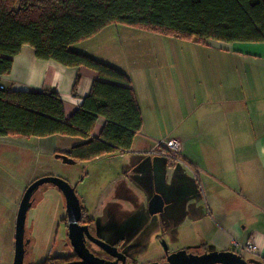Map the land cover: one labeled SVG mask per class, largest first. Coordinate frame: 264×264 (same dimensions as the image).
<instances>
[{
    "label": "crops",
    "instance_id": "crops-1",
    "mask_svg": "<svg viewBox=\"0 0 264 264\" xmlns=\"http://www.w3.org/2000/svg\"><path fill=\"white\" fill-rule=\"evenodd\" d=\"M123 29L107 25L71 46L126 73L142 118L128 149L88 160L102 161L104 170L115 165L114 172L102 179L105 183L90 216L98 220L97 216L105 214L109 221L103 226H112L117 232L125 228L122 226L132 210L147 214V201L156 192L163 199L162 210L155 212L164 216L157 228L160 234L181 230L191 246L199 245L204 251L211 250L208 246L230 249L251 264H264V41L209 39L203 43L236 48L233 58L249 66L250 78H260L258 81H243L245 71L233 67L231 55L218 53L222 59L229 57L228 69L236 71L235 76L218 61L208 68L181 72L177 85L171 72L160 67L128 71L125 66L129 62L122 60L119 50L120 43L126 42L121 36ZM253 60L263 61V66L258 63L252 70ZM76 75L79 80L73 88ZM95 78L97 73L84 65L64 66L38 58L24 43L12 56L9 72L0 75V84L29 91L54 90L68 117ZM103 122L98 116L88 137H97ZM165 138L180 142L174 159L152 153L154 143ZM27 139L39 154L53 155L55 151L68 152L88 138L50 134ZM86 174H91L90 170ZM124 212L128 216L119 217ZM114 228L106 234L112 235ZM134 230L126 229V234L132 235ZM248 240L252 251L244 249ZM181 241L184 243L185 237ZM12 256L6 245L0 264H12Z\"/></svg>",
    "mask_w": 264,
    "mask_h": 264
},
{
    "label": "trees",
    "instance_id": "trees-1",
    "mask_svg": "<svg viewBox=\"0 0 264 264\" xmlns=\"http://www.w3.org/2000/svg\"><path fill=\"white\" fill-rule=\"evenodd\" d=\"M112 23L201 43L264 41V0H0V75L9 72L12 56L24 43L38 58L84 65L97 73L68 117L54 90L0 87V135L88 138L70 147L68 155L76 161L128 149L142 125L129 77L71 47ZM98 116L104 119L99 134L88 137ZM68 259L47 257L38 264Z\"/></svg>",
    "mask_w": 264,
    "mask_h": 264
},
{
    "label": "rangeland",
    "instance_id": "rangeland-1",
    "mask_svg": "<svg viewBox=\"0 0 264 264\" xmlns=\"http://www.w3.org/2000/svg\"><path fill=\"white\" fill-rule=\"evenodd\" d=\"M111 25H119L124 28L121 36L126 42L120 43L119 50L122 52V60L129 62L125 66L128 71L134 72L138 69H157L160 67L161 70H166V73L171 72L170 76L173 82L178 85V76L184 71L208 68L210 65H216L218 61H220L222 67L231 68V65L227 64L229 57L226 56L223 59L217 57V54L220 53L221 56L230 54L233 67L235 69L240 67L239 70L245 71L243 81L244 78L250 82L260 79L250 78L249 66L245 65L243 61L239 62L238 59L233 58V54L237 55L236 53H238V50L233 46L216 48V45H205L194 38H179L121 23L109 24L108 28ZM164 52L167 53V59L165 60ZM224 62L226 65H224ZM258 63L263 66V61L256 62V60H253L252 70H255ZM229 71L234 76L237 74L236 71ZM236 80L239 81L238 77ZM27 138L29 137L0 135V257L6 245H8L9 250L11 249L13 255L15 214L20 196L27 182L44 175H54L67 180L74 187L78 198L81 200L84 206L83 211L86 210V213L90 216V212L96 207L95 204L99 200L98 193L105 183L102 182V179L114 172L115 169L114 165L111 169L104 170L102 161L87 163L88 160H73L68 155L69 151L54 152V154L57 152L66 153L71 158L69 163L60 157H55L54 154H39L31 144L33 141L30 142ZM32 140L37 141L36 139ZM169 157L174 159L176 156ZM88 170L91 174H86ZM32 200L24 220V237L28 240V243L25 245L27 250L23 255L22 264L37 263L47 257L73 252V248L66 240L64 232L65 200L62 193L53 184L43 183L33 192ZM132 205H134V202L129 204L130 207ZM118 206L121 205L118 204ZM124 208H126V204L122 209ZM126 214L124 212L119 217L126 218L128 216ZM97 217L99 218L95 220L96 224L90 228L91 233L97 236H107L106 230L112 232L113 229L110 230L109 228L114 227L103 226L109 221L105 218L107 217L105 214ZM163 222L164 216L160 212L149 214L147 210L146 214L145 211L132 210L131 216L126 224L122 226L125 228L118 229L115 233V235H118L121 232L122 235L117 241L123 249L127 250L128 259L131 262L144 264L146 261H152L162 254L163 245L170 252L179 249H185L193 253L202 252L201 246L188 244L189 242L186 240L188 237L182 235L181 230H176L173 235L160 234L157 228H159L158 224L160 226ZM136 224L142 226L135 228ZM133 228L135 229L134 234L123 235L126 234V229L130 231ZM115 231L116 228H114ZM183 237H185L184 243L181 241ZM106 238L107 242L115 240L109 236ZM149 241H152V244ZM208 247L213 249L210 246ZM244 258L247 260L246 257Z\"/></svg>",
    "mask_w": 264,
    "mask_h": 264
},
{
    "label": "water",
    "instance_id": "water-1",
    "mask_svg": "<svg viewBox=\"0 0 264 264\" xmlns=\"http://www.w3.org/2000/svg\"><path fill=\"white\" fill-rule=\"evenodd\" d=\"M55 157L71 162V158L66 153H55ZM43 182H51L63 194L65 199V214L67 218V237L73 247L77 259L65 262L64 264H131L124 263L125 256L122 252L116 250V247L109 242L93 237L87 230L86 226L78 223L81 214L79 198L74 187L65 179L57 176H40L31 181L25 188L19 203L14 223V246L12 264H22L23 255L27 249L25 245L28 240L24 239V220L27 209L30 206V196L32 191ZM163 199L159 193L153 192L147 201V210L149 214L161 211ZM79 228H84V234L91 240L96 241L102 248L108 251L114 259H104L93 254L85 246L82 233ZM165 249V247H164ZM166 250V249H165ZM120 254V256L118 255ZM119 260V262H118ZM251 264L241 254L233 250H216L211 249L201 253L188 252L185 249H179L169 252L165 255L164 261H150L144 264Z\"/></svg>",
    "mask_w": 264,
    "mask_h": 264
},
{
    "label": "flooded vegetation",
    "instance_id": "flooded-vegetation-1",
    "mask_svg": "<svg viewBox=\"0 0 264 264\" xmlns=\"http://www.w3.org/2000/svg\"><path fill=\"white\" fill-rule=\"evenodd\" d=\"M67 163H69V162H67ZM44 176H47V175H44ZM48 176H54V175H48ZM58 177V176H57ZM30 182H28L27 184H26V186L23 188V191H22V194H23V192H24V190H25V188L27 187V185L29 184ZM43 183H50V184H52L51 182H43ZM43 183H41V184H43ZM41 184H39L38 186H40ZM54 185V184H53ZM38 186L32 191V193H31V196H30V203H32V194H33V192L38 188ZM55 186V185H54ZM57 188V187H56ZM58 189V188H57ZM59 190V189H58ZM60 191V190H59ZM61 192V191H60ZM22 194H21V196H22ZM63 195V194H62ZM21 196H20V198H21ZM64 197V196H63ZM65 200V199H64ZM19 203V202H18ZM79 204H80V207H82V210H81V214H80V217H79V221H78V223L81 225V227L83 226V225H85L86 226V228H87V230H88V232L93 236V237H96V238H99V239H102V240H105V241H107V238L106 237H113V239H115L114 241H112V242H110V244H112V245H114L115 247H116V250L117 251H119V252H122L123 254H124V256H125V261H124V263H127V262H129V263H131V264H138V263H136V262H131L129 259H128V252H127V250H125V249H123V247L122 246H120V244L118 243V241L117 240H119V238H120V236L122 235V234H118V235H115V233L116 232H114L112 235L111 234H108L107 236H103V235H101V236H97V235H94V233H91V227L92 226H94V224H95V220H93V218L91 217V216H89L87 213H86V210H85V212L83 211V208H84V206H83V204H82V202H81V200L79 199ZM31 205V204H30ZM64 207H65V204H64ZM18 208V207H17ZM16 212H17V209H16ZM15 216H16V214H15ZM63 221H64V224H65V230H64V232H65V236H66V240L68 241V243L71 245V243H70V241H69V238L67 237V218H66V214H65V216L63 217ZM15 223V222H14ZM79 232L80 233H82V236H83V242H84V244H85V246L89 249V251H91L93 254H95V255H97V256H99V257H102V258H104V259H110V260H112V259H114V257L108 252V251H106L104 248H102L96 241H94V240H91L90 238H88V237H86V235L84 234V228H79ZM127 233V232H126ZM123 235H128V234H123ZM24 239H25V237H24ZM28 243V242H27ZM72 246V245H71ZM163 247H165V245H163ZM73 248V247H72ZM166 249V250H165ZM165 249L162 251V254L160 255V256H158V257H156L155 259H153L152 261H164L165 260V255L167 254V253H169L170 251L169 250H167V248L165 247ZM119 256H120V254H118ZM58 256H63V257H67V256H69V259L68 260H66V261H64V262H62V263H60V264H64L65 262H68V261H71V260H75V259H77L78 257H77V255L75 254V252H74V250H73V252H71V253H68V254H63V255H58ZM45 260V259H44ZM44 260H42V261H44ZM42 261H40V262H42ZM151 260H149L148 262H150ZM40 262H37V263H32V264H38V263H40ZM118 262H119V260H118ZM145 263V262H144ZM146 263H147V261H146ZM139 264H143V263H139Z\"/></svg>",
    "mask_w": 264,
    "mask_h": 264
},
{
    "label": "built area",
    "instance_id": "built-area-1",
    "mask_svg": "<svg viewBox=\"0 0 264 264\" xmlns=\"http://www.w3.org/2000/svg\"><path fill=\"white\" fill-rule=\"evenodd\" d=\"M0 87H2V85H0ZM179 148H180V142L178 139L165 138V139H160L154 143V146L152 147V152L163 153V154L168 152L169 154H177V151L179 150ZM244 249L248 251L253 250V244L250 240L246 242Z\"/></svg>",
    "mask_w": 264,
    "mask_h": 264
}]
</instances>
